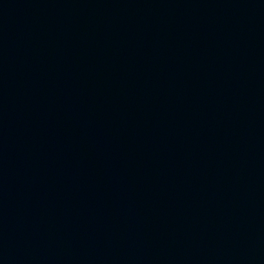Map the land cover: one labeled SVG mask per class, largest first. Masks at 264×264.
Segmentation results:
<instances>
[{"label": "water", "instance_id": "1", "mask_svg": "<svg viewBox=\"0 0 264 264\" xmlns=\"http://www.w3.org/2000/svg\"><path fill=\"white\" fill-rule=\"evenodd\" d=\"M0 264H264V0H0Z\"/></svg>", "mask_w": 264, "mask_h": 264}]
</instances>
